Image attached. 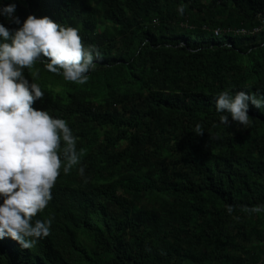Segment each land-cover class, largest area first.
<instances>
[{"label": "trees", "instance_id": "trees-1", "mask_svg": "<svg viewBox=\"0 0 264 264\" xmlns=\"http://www.w3.org/2000/svg\"><path fill=\"white\" fill-rule=\"evenodd\" d=\"M13 2L21 23L76 27L101 55L82 85L25 68L85 173L61 171L34 217L50 234L31 249L0 238V264H264V213L248 211L264 204V107L249 102L247 128L214 107L225 89L264 93V0Z\"/></svg>", "mask_w": 264, "mask_h": 264}, {"label": "clouds", "instance_id": "clouds-1", "mask_svg": "<svg viewBox=\"0 0 264 264\" xmlns=\"http://www.w3.org/2000/svg\"><path fill=\"white\" fill-rule=\"evenodd\" d=\"M16 7L14 2L0 4V16L20 25L9 29L0 23V238L10 236L31 249L50 234L52 218L34 217L52 200L61 171L69 173L79 165V174L85 173L80 164L83 150L78 149V138L67 121L32 106L45 96L33 79L39 76L34 66L43 62L48 71L82 85L89 81L101 53L95 45L83 43L78 28L48 16L29 14L21 23ZM185 7L179 4L178 14L183 15ZM25 68L32 70L31 80L25 76ZM249 102L257 109L264 107V93L220 91L214 97L220 123L227 128L230 116L231 121L247 128L252 123ZM195 132H204L200 124ZM228 211H233L231 206ZM248 211L264 213V204Z\"/></svg>", "mask_w": 264, "mask_h": 264}, {"label": "built area", "instance_id": "built-area-1", "mask_svg": "<svg viewBox=\"0 0 264 264\" xmlns=\"http://www.w3.org/2000/svg\"><path fill=\"white\" fill-rule=\"evenodd\" d=\"M256 31H257V29L253 30V32H256ZM235 33L244 34V30L241 29V30L236 31Z\"/></svg>", "mask_w": 264, "mask_h": 264}, {"label": "rangeland", "instance_id": "rangeland-1", "mask_svg": "<svg viewBox=\"0 0 264 264\" xmlns=\"http://www.w3.org/2000/svg\"><path fill=\"white\" fill-rule=\"evenodd\" d=\"M253 243H255V244H256V241H255V239L253 240Z\"/></svg>", "mask_w": 264, "mask_h": 264}]
</instances>
